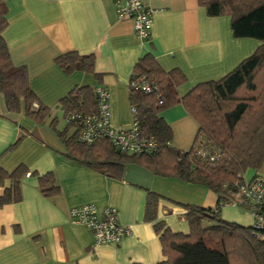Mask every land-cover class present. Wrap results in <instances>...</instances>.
Returning a JSON list of instances; mask_svg holds the SVG:
<instances>
[{
  "label": "crops",
  "instance_id": "0c3cea01",
  "mask_svg": "<svg viewBox=\"0 0 264 264\" xmlns=\"http://www.w3.org/2000/svg\"><path fill=\"white\" fill-rule=\"evenodd\" d=\"M142 1L152 9L145 40L134 34L129 19L117 18L113 0H5L2 34L10 61L25 67L36 96L33 106L40 103L48 112L44 121H35L25 114L22 98L18 110H9L0 91V166L26 169L20 200L0 206V264H169L155 222L187 233L186 205H218L217 194L205 185L142 162H128L119 177H111L67 156L60 133L68 137L75 127L59 101L74 87L104 85L110 123L128 126V80L143 56L151 55L165 71H179L183 79L178 91L183 94L197 83L223 77L260 45L254 38L234 37L229 15L210 16L197 0ZM69 51L92 54L93 71L65 72L55 60ZM159 115L170 126V146L188 150L197 120L180 102ZM155 159L168 162L163 155ZM47 172L58 185V192L49 196L42 194L37 178ZM255 173L264 175V162L247 168L243 182ZM148 191L160 196L154 220L144 218ZM83 203L115 207L118 221L130 232L117 244L94 243L91 231L69 218V209ZM218 213L243 226L253 223L238 192L220 204Z\"/></svg>",
  "mask_w": 264,
  "mask_h": 264
},
{
  "label": "trees",
  "instance_id": "16d2710c",
  "mask_svg": "<svg viewBox=\"0 0 264 264\" xmlns=\"http://www.w3.org/2000/svg\"><path fill=\"white\" fill-rule=\"evenodd\" d=\"M197 1L210 16L229 15L234 37L254 38L260 41V45L223 77L197 83L183 94L178 91L183 79L179 71L163 70L149 54L137 61L129 79L144 75L157 84L158 91L142 92L130 88L129 101L130 106L135 108L141 135L152 136L156 140L158 148L155 152H122L107 138H98L91 143L78 140V126L68 121L67 115L74 111L92 113L96 110L94 90L89 86L74 87L60 99L66 120L75 127L68 137L62 132L60 136L69 158L107 176L119 177L124 164L142 162L184 181L201 183L217 194L218 205L214 209L186 205L184 216L189 227L187 233L172 231L162 221L155 222L162 253L169 264H231L228 239H240L242 244L249 247L247 252L253 253L255 264H264V231L253 224L243 226L225 220L218 213L220 204L230 201L237 192L238 185L243 182L244 171L258 168L264 162V96L261 106L254 109L250 123H246L245 129L242 128L237 136L235 134L239 125L251 114L255 98L253 94L241 95V91L254 92L257 89V73L264 75V0ZM5 15V0H0V91L9 110H18L22 98L25 114L42 122L48 110L40 103L33 106L36 96L29 87L25 67L13 65L10 61L2 34L7 23ZM55 61L65 72L93 71L92 54L69 51L57 56ZM223 101H232L233 104L222 111L220 123L211 103L220 104ZM178 102L199 124L192 146L184 151L170 146V126L159 115L160 111ZM222 133H225L224 136H221ZM160 155L165 156L168 162L157 161L155 157ZM209 156H213V160H209ZM25 173L23 165L11 171L0 166V185L4 186L0 206L20 200V180ZM37 178L42 194L49 196L58 192L51 172ZM159 197L153 191L147 192L144 211L147 220H154Z\"/></svg>",
  "mask_w": 264,
  "mask_h": 264
},
{
  "label": "built area",
  "instance_id": "2783aa9c",
  "mask_svg": "<svg viewBox=\"0 0 264 264\" xmlns=\"http://www.w3.org/2000/svg\"><path fill=\"white\" fill-rule=\"evenodd\" d=\"M113 3L117 18L129 19L138 38L145 40L150 36L152 9L149 5L142 0H113ZM130 88L142 92L158 91L157 84L149 81L144 75L129 79L128 90ZM93 90L96 101L94 112L74 111L67 115V120L75 122L78 126V140L91 143L98 138H107L117 150L126 153L148 154L157 150V142L152 136L141 135L134 107L130 106V125L114 126L110 123L108 89L102 84H97ZM209 160H213V156H209ZM237 192L241 204L246 205L253 216V226L264 231V175L255 173L249 181L238 185ZM69 218L86 226L96 244H117L130 232L127 225L118 221L117 211L113 206L98 209L92 203H83L69 209Z\"/></svg>",
  "mask_w": 264,
  "mask_h": 264
},
{
  "label": "rangeland",
  "instance_id": "374dc122",
  "mask_svg": "<svg viewBox=\"0 0 264 264\" xmlns=\"http://www.w3.org/2000/svg\"><path fill=\"white\" fill-rule=\"evenodd\" d=\"M264 75H262L261 72L257 73V79H256V83H257V89L254 92H247L244 89L241 91V95H249V94H253L255 95L254 101H253V105L251 107V114L247 115L246 120L243 122V124L239 125V130L235 131V134L237 136V134L239 133V131L242 130V128L245 127L246 123H250V118H253L254 116V109H257L258 107L261 106V101H262V96H264ZM203 88V87H202ZM202 88H200L199 90H201ZM233 104V102H229V101H223L220 102V104H213L211 103V106L214 108V114H216V119L220 121V117L222 114V111H224L225 109H228L231 105ZM219 105V106H218ZM245 129V128H244ZM222 133L221 136H224ZM230 140H232V136H230ZM245 244V243H244ZM244 244H242V242L240 241V239H228L227 240V247L229 248V254L231 257V264H255V259L253 257V253H248L247 251H249V247L245 246ZM248 247V248H247Z\"/></svg>",
  "mask_w": 264,
  "mask_h": 264
}]
</instances>
